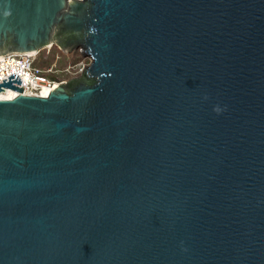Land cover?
<instances>
[{"label": "water", "instance_id": "obj_1", "mask_svg": "<svg viewBox=\"0 0 264 264\" xmlns=\"http://www.w3.org/2000/svg\"><path fill=\"white\" fill-rule=\"evenodd\" d=\"M53 45L0 83V264H264V0H0V56Z\"/></svg>", "mask_w": 264, "mask_h": 264}, {"label": "built area", "instance_id": "obj_2", "mask_svg": "<svg viewBox=\"0 0 264 264\" xmlns=\"http://www.w3.org/2000/svg\"><path fill=\"white\" fill-rule=\"evenodd\" d=\"M52 46H49L50 48ZM79 50L82 54V51ZM74 51V50H73ZM64 52V51H63ZM67 53V52H65ZM70 53V52H68ZM37 54L33 53H11L7 55H2L3 60L2 62H8L11 61L9 66L10 70L8 71L5 69L6 74L3 76V78L0 80V83H3V79H7L5 81H9L8 76L12 74H16L14 78L11 80H16L17 76H20V79H23V73L28 74L31 78V80L27 83V89L31 92L30 95H42V90L45 86L51 88L54 87L56 84H60L63 82H66L67 80H60L56 77L55 74L59 72V69L57 68V60L53 62L52 64L48 65L45 68H39L38 66H35V59ZM1 57V56H0ZM59 56H57V59ZM89 58V57H88ZM87 65H83L80 67V72L82 73L83 70L86 68ZM19 70V71H18ZM80 73V75H81ZM69 80V79H68ZM13 84L20 85L18 83L12 82ZM21 86H24L23 83H21ZM8 88V87H7Z\"/></svg>", "mask_w": 264, "mask_h": 264}, {"label": "rangeland", "instance_id": "obj_3", "mask_svg": "<svg viewBox=\"0 0 264 264\" xmlns=\"http://www.w3.org/2000/svg\"><path fill=\"white\" fill-rule=\"evenodd\" d=\"M35 54L37 55L34 65L39 68H45L57 60L59 72L55 75L60 80H68L80 76V67L91 62V59L81 54L79 50L65 53L56 45L44 48ZM57 56H59L58 59Z\"/></svg>", "mask_w": 264, "mask_h": 264}, {"label": "bare ground", "instance_id": "obj_4", "mask_svg": "<svg viewBox=\"0 0 264 264\" xmlns=\"http://www.w3.org/2000/svg\"><path fill=\"white\" fill-rule=\"evenodd\" d=\"M38 50H35V51H29L28 53H37ZM3 60V56L0 57V80L3 78V76L6 74L7 71H5V69H7L8 71L10 70V67L9 66H13V65H10L11 61L8 62H2ZM19 71V70H18ZM23 79H21V83H23L24 85V93L27 94V95H30L31 92L27 89V83L31 80L30 76L28 74H25L23 73ZM20 77V76H19ZM56 86H58V84H56L54 87H47L45 86L42 90V95H39V96H48L52 90V88H55ZM5 89L7 91L5 92H2L0 94V98H4V99H11L13 98L16 93L19 94L20 92L17 91V90H14V89H11V88H6ZM37 96V95H36Z\"/></svg>", "mask_w": 264, "mask_h": 264}, {"label": "clouds", "instance_id": "obj_5", "mask_svg": "<svg viewBox=\"0 0 264 264\" xmlns=\"http://www.w3.org/2000/svg\"><path fill=\"white\" fill-rule=\"evenodd\" d=\"M8 14H10V13H8ZM214 110L219 111V109H214Z\"/></svg>", "mask_w": 264, "mask_h": 264}]
</instances>
